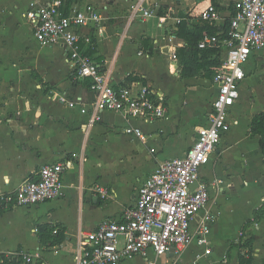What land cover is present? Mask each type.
<instances>
[{"label":"crops","instance_id":"obj_1","mask_svg":"<svg viewBox=\"0 0 264 264\" xmlns=\"http://www.w3.org/2000/svg\"><path fill=\"white\" fill-rule=\"evenodd\" d=\"M32 1L47 5L54 0H0V190H18L47 164L66 162L68 168L59 197L0 210V257L40 248L47 264H75L79 242L102 221L122 219L158 163L185 155L198 127L208 123L217 86L214 78L201 74L182 77L177 50L187 43L177 32L184 21L193 28L210 3L220 11L215 26L222 30L239 0H143L158 10L145 20L131 16L138 0H63L62 11L91 4L102 13L99 25L82 29L91 41L83 38L81 46L111 83L149 85L163 95L168 108L164 119L151 122L104 111L90 128L88 113L58 100L64 93L90 110V81L75 78L63 47L42 46L34 38L26 15ZM219 59L221 63L220 53ZM245 67L240 99L231 108V128L200 171V182L223 180L220 188L210 189L208 206L193 222L195 226L206 212L212 215V252L204 254L205 248L193 243L184 249L182 264H240L248 251L235 244L243 234L245 240L254 236L252 264H264V217L246 225L264 204L260 137L250 132L253 116L264 110V49ZM128 126L140 128L144 137L127 134ZM99 186L108 189V198H101ZM55 231L63 235L61 243L55 242ZM173 257L169 252L158 264H171ZM122 264L147 260L135 257Z\"/></svg>","mask_w":264,"mask_h":264},{"label":"built area","instance_id":"obj_2","mask_svg":"<svg viewBox=\"0 0 264 264\" xmlns=\"http://www.w3.org/2000/svg\"><path fill=\"white\" fill-rule=\"evenodd\" d=\"M63 4V0H54L47 5L32 1L26 14L38 43L63 47L73 63L75 78L90 81V90L94 94L90 110L64 93L58 95V100L88 113L87 128L99 121L104 111L120 112L127 118L146 122L164 119L168 108L161 93L141 82L113 85L109 74L83 50L82 39L90 42L91 38L83 34L82 29L102 22L104 17L100 10L87 4L66 14V10H61ZM131 16L145 20L154 13L143 0H138L131 6ZM200 16L215 24L221 20L219 9L212 3L201 11ZM180 22L178 18L177 23ZM221 33L225 36L221 37ZM198 46L218 49L221 55L220 67L213 79L217 94L208 123L198 127L197 138L185 155L158 163L139 188L135 204L125 209L122 219L102 221L94 232L79 242L75 264H122L135 257L145 258L147 264H158L159 258L169 252L174 254L171 264H182L184 249L193 243L204 247V254L212 252V215L206 212L195 226L193 222L208 206L210 189L220 188L223 180L218 178L209 184L200 182V171L231 128V108L240 99L247 62L255 52L264 49V0L237 1L228 30L203 36ZM125 131L144 137L138 127L128 126ZM67 168L66 162L47 164L41 167L37 178L25 180L18 190H0V210L35 206L59 197ZM98 193L103 199L110 196L103 186L98 187ZM11 255L21 257L25 264H47L40 248L33 253L21 250Z\"/></svg>","mask_w":264,"mask_h":264},{"label":"trees","instance_id":"obj_3","mask_svg":"<svg viewBox=\"0 0 264 264\" xmlns=\"http://www.w3.org/2000/svg\"><path fill=\"white\" fill-rule=\"evenodd\" d=\"M67 13H69L68 9H66V14ZM228 27L229 23L226 22L225 27L222 30L227 31ZM222 30L215 26L214 22L203 19L196 23L191 29H189L187 22L184 21L180 23L177 35L184 38L187 43L185 47L177 50V57L179 58L180 65L182 67V77L187 78L201 74L207 79L214 78L216 70L220 67L219 50L215 48L201 49L198 44L203 36L215 35L220 31L222 32ZM220 35L221 37L225 36V34L222 33ZM250 132L252 135H258L260 137L259 144L264 160V110L259 111L253 116L250 123ZM262 217H264V204L254 212L253 219L248 220L246 225L257 222ZM41 229H47L45 231H48L47 226H42ZM53 230L54 227L49 228V231ZM56 235L59 236L55 242L61 243L64 240L63 235L58 232H56ZM253 243V235L249 236L248 239L245 240V234H243L237 244H235L237 247L245 248L248 251L247 256H241L240 264H252L251 255L253 252ZM22 262L24 263L23 259L16 256L12 258H5L2 262H0V264H22Z\"/></svg>","mask_w":264,"mask_h":264},{"label":"rangeland","instance_id":"obj_4","mask_svg":"<svg viewBox=\"0 0 264 264\" xmlns=\"http://www.w3.org/2000/svg\"><path fill=\"white\" fill-rule=\"evenodd\" d=\"M150 8H152L154 14H156L158 12L157 8H154L153 5ZM250 67H252V63H250V64L247 65V68H250ZM251 98H253V97H251ZM22 264H24V263L22 262Z\"/></svg>","mask_w":264,"mask_h":264}]
</instances>
